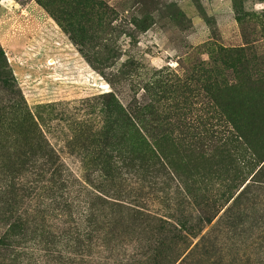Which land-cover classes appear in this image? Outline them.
Instances as JSON below:
<instances>
[{"label":"rangeland","instance_id":"374dc122","mask_svg":"<svg viewBox=\"0 0 264 264\" xmlns=\"http://www.w3.org/2000/svg\"><path fill=\"white\" fill-rule=\"evenodd\" d=\"M0 264H264V0H0Z\"/></svg>","mask_w":264,"mask_h":264},{"label":"trees","instance_id":"16d2710c","mask_svg":"<svg viewBox=\"0 0 264 264\" xmlns=\"http://www.w3.org/2000/svg\"><path fill=\"white\" fill-rule=\"evenodd\" d=\"M221 50L223 52H225V54H223V55H231V54L238 55V53H239V52H235V51H233V52L231 51V52L227 53L228 51H226V49H224V48H221ZM129 136L131 137V139H133V138L139 139V143H136L138 145V148L135 150L136 153H139V154L142 153L144 151V148H145V151H147V153H149L151 156H154V152L151 149V145L148 144L143 137H140V134L138 132H131ZM105 176H108L106 172H105ZM13 226H11V227H13Z\"/></svg>","mask_w":264,"mask_h":264}]
</instances>
